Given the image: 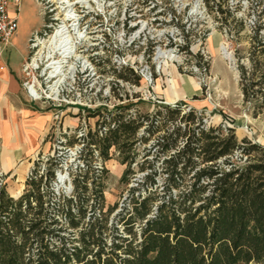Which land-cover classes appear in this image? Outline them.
<instances>
[{"label": "trees", "instance_id": "obj_1", "mask_svg": "<svg viewBox=\"0 0 264 264\" xmlns=\"http://www.w3.org/2000/svg\"><path fill=\"white\" fill-rule=\"evenodd\" d=\"M258 46L264 56V41ZM246 73L239 66L244 98L256 85L243 84ZM182 105L161 104L142 120L114 115L101 136L89 134L68 196L52 193L51 168L39 176L31 169L15 198L1 188L0 264H264V145L237 140L232 126H206ZM141 126L144 142L159 134L160 168L142 160L141 180L108 221L118 204L105 207L96 179L106 170L92 166L87 144L101 145L102 160L116 146L124 182L135 153L122 147Z\"/></svg>", "mask_w": 264, "mask_h": 264}, {"label": "rangeland", "instance_id": "obj_2", "mask_svg": "<svg viewBox=\"0 0 264 264\" xmlns=\"http://www.w3.org/2000/svg\"><path fill=\"white\" fill-rule=\"evenodd\" d=\"M152 1L156 2L163 12L160 16L162 35L157 40V45L161 50L170 51L174 58L161 64L157 63L159 67L156 64V70L154 52L148 47L149 55L141 63H137V66L147 65L151 70L152 81L147 86L140 83L141 87L136 91L126 82L137 84L139 77L129 72L126 65L104 72V77L112 75L115 83L114 86L111 84L110 95L104 98L102 105L95 110L85 108L82 111L69 109L66 113L63 112V124L72 128L78 120L85 121L87 141L88 135L93 132L91 129L96 130L97 124L102 122L111 126L110 119L114 115H121L124 119L142 120L140 116L151 113L161 104L173 105L182 101V108H194L206 126H232L237 140L245 137L264 145V56L258 53V44L264 41V0H211L208 3L210 8L203 0ZM36 2L19 1L17 28L7 45L11 48L10 57L13 61L22 60V57L26 56L29 37L42 30L46 21L42 14V5ZM217 3L222 13L218 12ZM220 44H224L231 53L232 63L219 54ZM239 66L249 72L245 74L243 84L256 82V85L248 89L245 98L239 84ZM129 96L140 98L131 100ZM117 98H120L121 104ZM35 104L49 109L53 117L55 110L52 106L41 102ZM57 115L59 118L60 113ZM143 127H138L132 138L122 147L124 153L128 150L135 153L130 162L131 172L126 175L124 182H120L119 178L126 163L121 162V153L116 146L107 148L105 160L99 156L101 167L106 170L96 179L103 184L104 205L108 207L114 203L118 204V208L108 216V221L127 200L128 188L141 180L144 172L139 171L138 166L142 160H149L156 170L160 168L161 156L158 155L159 148L155 145L156 136L159 134L155 133L144 142L141 139ZM52 133L51 138H45L48 147L45 145L42 151L44 153L50 151ZM95 145L101 147L100 144ZM147 150L149 155L145 156ZM92 158L94 162V155ZM45 168H51V164L47 163ZM68 172L70 191H62L60 186L57 188L58 194L62 193L64 196L70 195L73 190L74 171ZM24 181L25 179H5L1 175L0 189L3 188L8 196L15 198L25 188ZM155 182L156 185L161 184L160 175L155 176Z\"/></svg>", "mask_w": 264, "mask_h": 264}, {"label": "built area", "instance_id": "obj_3", "mask_svg": "<svg viewBox=\"0 0 264 264\" xmlns=\"http://www.w3.org/2000/svg\"><path fill=\"white\" fill-rule=\"evenodd\" d=\"M19 1L0 0V53L9 45L16 30ZM36 1L42 5L46 21L42 30L34 32L28 39L27 56L20 66V84L28 101L52 106L55 113L46 134V137L51 138L50 133L53 132L50 151L36 154L25 178L31 176L30 170L34 167V174L39 176L44 173L45 165L51 164L49 188L52 193L58 194L59 186L62 191H70L68 171L83 166L81 154L86 148L88 133L82 119L73 124L72 128L63 124V112L69 109L95 110L101 106V101L110 95L111 84H115L113 76L104 77V72L113 71L122 65H126L139 77L137 84L126 82L133 91L141 87L140 83L150 85L151 70L147 65L138 67L137 63L149 55V47L154 52L155 69H158L156 63L159 59H155V52L159 48L157 40L162 35L160 16L163 12L152 0ZM10 4L15 6L13 14L8 12ZM71 19L82 34L74 49L67 36L68 31L62 30L52 37L56 29L62 24H69ZM38 39L44 41V47H41ZM73 52L80 55L81 61L70 68L68 63L72 60ZM66 54L70 55L66 57ZM129 98L132 100L140 97ZM119 99L117 101L121 104ZM57 113H60L59 118ZM106 129V124L99 123L96 130H91L101 136ZM87 146L96 158L92 166L101 168L97 147L95 144ZM59 174L64 175V179L58 185Z\"/></svg>", "mask_w": 264, "mask_h": 264}, {"label": "crops", "instance_id": "obj_4", "mask_svg": "<svg viewBox=\"0 0 264 264\" xmlns=\"http://www.w3.org/2000/svg\"><path fill=\"white\" fill-rule=\"evenodd\" d=\"M14 9L13 4L8 6L10 14ZM10 55L9 46L0 53V173L5 179L24 180L32 158L48 147L45 138L52 113L28 101L21 87L20 66L27 53L15 61Z\"/></svg>", "mask_w": 264, "mask_h": 264}, {"label": "bare ground", "instance_id": "obj_5", "mask_svg": "<svg viewBox=\"0 0 264 264\" xmlns=\"http://www.w3.org/2000/svg\"><path fill=\"white\" fill-rule=\"evenodd\" d=\"M62 30L64 32L68 31V35L67 36H68V38L70 40L72 49H74L78 38H80L82 36V34L80 33L79 29H77L76 24L73 21V19H71L69 24H66V23L62 24L59 29H56L55 32L53 33L52 37L57 35ZM38 40L40 41L41 47H44L45 46L44 41L41 40V39H38ZM218 51H219V54L223 58L229 60L232 63V60H233L232 59V55L228 51L227 47L224 44H220L219 45ZM70 54H66V57H68ZM173 58H174V55L170 51H165V50H161V48H158L156 50V52H155V59H159V60H157L158 61L157 63H159V64H161L165 60H172ZM79 61H81L80 55L73 52L72 53V60L68 63V66L70 68H72ZM157 67H159L158 64H157ZM63 179H64V175L59 174L58 175V179H57L58 185L62 183Z\"/></svg>", "mask_w": 264, "mask_h": 264}]
</instances>
